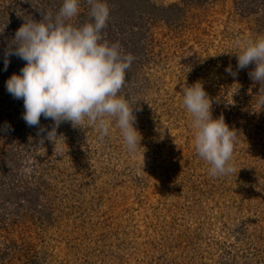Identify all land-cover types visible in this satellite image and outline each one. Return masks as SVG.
Returning a JSON list of instances; mask_svg holds the SVG:
<instances>
[{
    "label": "rangeland",
    "instance_id": "374dc122",
    "mask_svg": "<svg viewBox=\"0 0 264 264\" xmlns=\"http://www.w3.org/2000/svg\"><path fill=\"white\" fill-rule=\"evenodd\" d=\"M169 5L172 11L161 12ZM127 7L144 18L132 34L144 46L136 51L139 60L145 55L143 74L120 93L136 116V153L114 126L100 141L94 127L70 122L60 125L63 149L54 150L0 80V157L24 181L14 190L0 174V252L15 248L13 264H264V107L248 75L254 65L237 70L233 54L236 39L264 35V0H138ZM9 29L0 21V36ZM3 66L5 78L12 68ZM22 67L15 64L14 74ZM196 82L213 119L223 115L237 133L231 175L210 176L195 151L181 94ZM44 120L41 126L52 127ZM32 166L36 177L44 169L55 193L24 171Z\"/></svg>",
    "mask_w": 264,
    "mask_h": 264
},
{
    "label": "clouds",
    "instance_id": "9594fccd",
    "mask_svg": "<svg viewBox=\"0 0 264 264\" xmlns=\"http://www.w3.org/2000/svg\"><path fill=\"white\" fill-rule=\"evenodd\" d=\"M79 2L63 0L55 15L45 12L39 21L24 19L4 53V69L13 55L25 65L20 74L6 81V90L13 98L23 100V120L29 127H37L38 135L46 133L44 139L53 143L54 150H62L65 144L57 129L70 122L73 128L94 127L100 141L114 126L126 150L134 154L141 148V136L134 127L133 107L120 93L135 57L124 54L118 43L103 40L102 30L110 15L105 0H86L90 20L80 26L70 23L78 13ZM234 47L237 70L254 65L248 75L259 84L256 96L264 107V35L236 39ZM225 71L233 77L238 74L231 66ZM181 95L191 117L195 151L209 165V175H231L236 171L231 163L236 131L229 128L223 115L213 119L211 101L200 82L183 86ZM42 116L53 122L50 131L40 125ZM24 171L30 172L31 168Z\"/></svg>",
    "mask_w": 264,
    "mask_h": 264
},
{
    "label": "trees",
    "instance_id": "16d2710c",
    "mask_svg": "<svg viewBox=\"0 0 264 264\" xmlns=\"http://www.w3.org/2000/svg\"><path fill=\"white\" fill-rule=\"evenodd\" d=\"M132 1L137 2L138 0H105V2L109 6L110 15H109V19L107 21L106 27L102 30L103 40L108 41L110 44L118 43L120 45L121 51L124 54L130 53L135 57V59L131 62L130 68L126 71L125 82L133 80L134 75L136 77V80H138L137 79L138 76L139 77L142 76L143 74L142 73L143 71L142 63L145 62L146 60L144 59L145 55L143 52H141L140 60L137 59L140 57V55L138 57V52L136 53V51L138 49L142 50L144 46H142L143 44L138 45L136 40H134V37L132 36V34L136 30H138L137 27H140L142 30V24H139V23L142 22L141 19H144V18H138L137 16H134L132 12L130 14L129 11H127L128 3H131ZM62 3H63V0H15V4H14L13 0H0V21H2L4 28L5 27L10 28L8 32L4 31L0 36V56L1 54L5 53V51L9 48V46H11L12 40L14 39V36H15L14 31L18 30L21 27V25L24 23L25 18H32L36 21H39L42 19V13L51 12L53 15H55L56 13H58L60 7L62 6ZM78 9L79 11L77 15L73 17L71 21H69L75 26H80L83 23L88 22L90 20V15H89L90 8L86 0H80ZM169 11H172L171 5H169L168 7L162 6L161 12H164V14H166L165 12H169ZM120 15H125L126 17L125 22H122L119 20ZM147 31L148 30L145 29V33ZM141 41L148 43L146 39L141 40ZM145 43L144 45H146ZM3 59H4V56H3ZM3 59L1 60V57H0V63L1 61H4ZM8 59L10 61L8 67L10 66L12 70L10 69V72L8 70L7 72H5V75H6L5 78L0 75V80L5 79V82L11 77V75L14 74V69H16L15 64L25 65V61L19 59L18 57L14 55L8 57ZM2 69H3L2 71H6L4 69V66L2 67ZM18 112L20 113L24 112V107L20 108ZM47 121L53 123L50 119ZM44 122H46V120H44L43 123ZM47 129L50 131L51 127ZM62 129H63L62 126H60L57 129V135L61 136L60 140H63L65 136V134L62 132L63 131ZM45 136H46V133H42L40 135V137L43 140H47V139H44ZM75 139L80 140L81 136H77ZM26 143H33V140L27 139ZM47 143L50 144L51 142L48 141ZM13 151L14 149L10 148L9 150L6 149L4 153L5 154L10 153V152L12 153ZM38 155L39 154L35 156H38ZM2 158L3 157H0V160H1L0 161V174L3 177H7L8 179H11L14 190H17V187H15L16 186L15 183L21 182L22 184L24 181L22 179L20 181L18 177H15L18 174H17V171L14 170V166H13L14 164L11 165L10 163L6 162ZM37 168L38 167L32 166L31 171L28 173L32 176L33 179L34 178L39 179L41 183L43 184L45 183V185L43 186V189L45 187L44 191L47 192L48 190H50L52 193H55L56 191L54 192L55 189L53 186L51 185H49V187L46 186V182L43 179L44 169L42 170V173H40L37 177L35 176V173H36L35 169ZM26 181L28 182L29 180H26ZM25 188H27V186ZM36 189H37L36 190L37 192L41 191L39 187H37ZM21 202L22 201L20 200L19 203ZM11 249H15V248L11 247L10 249H8V247L6 246V248H3V250H1L0 264H7L6 258L9 259V264H13L12 256H10V254H13V253L9 252Z\"/></svg>",
    "mask_w": 264,
    "mask_h": 264
}]
</instances>
